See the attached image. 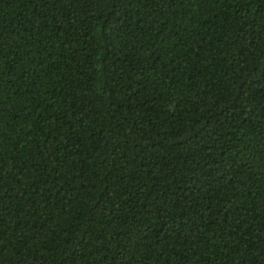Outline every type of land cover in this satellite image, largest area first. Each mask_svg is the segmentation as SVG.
<instances>
[{
    "label": "trees",
    "instance_id": "1",
    "mask_svg": "<svg viewBox=\"0 0 264 264\" xmlns=\"http://www.w3.org/2000/svg\"><path fill=\"white\" fill-rule=\"evenodd\" d=\"M0 264H264V0H0Z\"/></svg>",
    "mask_w": 264,
    "mask_h": 264
}]
</instances>
